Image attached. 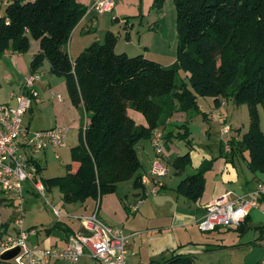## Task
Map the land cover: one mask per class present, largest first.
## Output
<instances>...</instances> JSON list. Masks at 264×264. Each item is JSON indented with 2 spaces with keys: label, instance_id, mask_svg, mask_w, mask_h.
<instances>
[{
  "label": "trees",
  "instance_id": "16d2710c",
  "mask_svg": "<svg viewBox=\"0 0 264 264\" xmlns=\"http://www.w3.org/2000/svg\"><path fill=\"white\" fill-rule=\"evenodd\" d=\"M3 1L0 56L8 50L25 53L30 40L38 41L40 51L30 61V74L46 61L49 74L64 80L71 103L82 107L88 119L78 133V145L70 149L66 176L43 180L46 189L59 187L65 204L97 200L130 180L141 167L137 145L175 111L206 119L197 97L212 99L217 109L231 96L237 105H250L243 142L227 141L224 158L245 150L248 170L264 173V133L256 115V105L264 114V0H172L177 46L175 63L168 67L143 55L116 54L117 36L110 31L71 59L66 47L86 12L78 0ZM162 2L154 0L152 7L158 9ZM179 71L186 74L189 87L177 78ZM128 109L140 113L147 126L137 125ZM179 128L184 132L176 138L190 147L187 125ZM171 135H164V142ZM190 161L185 153L172 168L185 173ZM204 185L203 170L187 173L176 193L195 203ZM248 220L237 231L248 229ZM258 229L264 234V227ZM165 263L194 262L190 256L172 254Z\"/></svg>",
  "mask_w": 264,
  "mask_h": 264
},
{
  "label": "crops",
  "instance_id": "0c3cea01",
  "mask_svg": "<svg viewBox=\"0 0 264 264\" xmlns=\"http://www.w3.org/2000/svg\"><path fill=\"white\" fill-rule=\"evenodd\" d=\"M94 1L78 0V3L86 8V12L74 28L66 47L71 59L92 42H101L104 34L110 31L117 36L114 49L116 54L124 53L129 57L143 55L165 67L175 63L177 34L175 7L172 0H163L158 9L152 7L154 0H114V8L102 14L90 9ZM39 51V42L30 40L27 52L19 54L8 50L0 56L4 58V65L0 64V99H2L0 103L15 107L16 103L13 104L15 100L10 98V93L18 91L23 81L30 75V61ZM48 69L49 65L45 61L36 72L38 78L34 89L38 100L34 99L32 102L26 124L32 130L64 127L67 133L69 130L77 132L78 139L80 129L88 122L87 116L82 107H75L71 103L64 80L50 75ZM57 95L60 96V100L57 99ZM198 101L196 98V103ZM175 104L177 105L176 102ZM209 106L210 104L207 106L208 109ZM200 109L203 110L202 107ZM222 110L223 101L218 109L213 106L208 113H205L206 120L209 121V129L204 125L199 129L204 139L205 134L207 135L205 143L194 141V131L188 124L197 116L191 111L187 113L175 111L157 128L163 136L172 133L162 146L160 160L165 168L163 175L151 174L155 152L150 139L142 140L136 147L141 167L130 180L119 183L114 193L103 195L97 200L88 199L84 203L68 204L65 210L73 216L72 219L66 222L60 220L61 216L60 221H56L59 224L36 227L35 231L31 232L33 235L29 236L30 245L64 246L70 236L82 232L79 217L89 216L96 209L97 216L103 223L127 236V264H166L165 261L172 254L192 258L200 255L207 257L224 249L228 245L225 241L226 231L230 228H218L209 233H202L197 229L196 225L204 217L206 207L228 192L233 195L252 194L256 185L264 182L256 180L255 175L247 167L244 171H240L234 159L236 154H232L229 159L224 158L223 144L230 138L223 142L222 138L226 134L222 133V129L229 125L221 114ZM127 114L137 125L147 126L140 113L128 109ZM182 125H187L188 138L193 149L186 152L190 155V167L185 173L178 174L172 165L178 156L185 154L187 147L186 144H182L183 140L176 138L184 132L179 128ZM231 130L229 128L227 136L231 135ZM213 136H219L221 141L219 140L218 144L214 143ZM63 148L65 146L55 150L47 149L34 156L41 169V175L47 161V151L58 159L60 157L57 150ZM199 169L205 173L204 192L201 198L193 203L177 194L176 187L187 173ZM154 188L157 192L150 194ZM138 200L142 202L138 209L132 212L130 208ZM259 202L264 207V199ZM250 213L248 228L252 218ZM74 216H78L77 219ZM0 225L4 229V234L11 236L7 232V227H4V224ZM39 232H42L43 239L39 237ZM60 263L62 262L53 264ZM77 264L98 263L83 257Z\"/></svg>",
  "mask_w": 264,
  "mask_h": 264
},
{
  "label": "built area",
  "instance_id": "2783aa9c",
  "mask_svg": "<svg viewBox=\"0 0 264 264\" xmlns=\"http://www.w3.org/2000/svg\"><path fill=\"white\" fill-rule=\"evenodd\" d=\"M114 6V0H95L90 9L102 14L110 12ZM37 78L36 74H30L18 91L10 93V98L15 100V107L0 103V192L7 200L16 203L14 220L17 225L14 237L5 235L4 229L0 228V256L8 250L18 248V253L11 259L13 264H77L83 257L98 264H127V236L103 223L98 218L96 209L89 216L79 217L82 232L70 236L64 246L42 247L29 243V234L24 230L22 220L25 184L31 185L39 197L46 198L41 169L34 156L47 149L64 147L68 132L60 126L32 130L24 124V117L37 97L34 89ZM57 99L60 100L59 95ZM222 133H229V127L224 126ZM150 143L155 152L151 174L161 176L165 173L160 160L164 140L157 129L152 132ZM224 149L229 150L227 143L224 144ZM156 192L157 189L154 188L150 194ZM260 197L264 199V183L257 184L252 194L227 193L221 196L206 207L204 217L196 225L197 229L202 233H209L218 228L238 226L251 209L262 208L264 212V207L258 200ZM141 202L142 200H138L132 205L131 211L135 212ZM54 215L61 217L57 211H54ZM256 264H264V257Z\"/></svg>",
  "mask_w": 264,
  "mask_h": 264
},
{
  "label": "rangeland",
  "instance_id": "374dc122",
  "mask_svg": "<svg viewBox=\"0 0 264 264\" xmlns=\"http://www.w3.org/2000/svg\"><path fill=\"white\" fill-rule=\"evenodd\" d=\"M0 4V11H3L5 8V1L0 0ZM2 63L4 65V58L0 57V64ZM177 78L182 79L189 87V80L184 72L179 71ZM197 99L199 100L197 105L199 104V109L200 107L203 108V110L200 109V111L203 113H208L210 107L213 108L214 106L212 103H210V100L212 101L210 98L197 97ZM35 100H38V97H36ZM0 101H2V99H0ZM14 103L15 101H13V104ZM209 104L210 106L208 109L207 106ZM27 114L24 117V124H26L28 121ZM221 114L227 119L226 123H228L230 130L232 129L231 135L227 136L226 134L223 136V142L229 138L235 139L240 143L243 142L244 135L249 129L251 117L250 105H237L234 103L231 96L228 99L223 100V110L221 111ZM194 115L197 117L193 116L195 118L192 120V122L188 123L191 129L194 131V141L198 143H205L207 141V135L203 132V134H205L204 139L200 134L199 129L202 125L209 129V121L203 117L201 119V114L196 115L194 113ZM256 115L259 127L264 133V114L261 105H256ZM204 131H206V129H204ZM219 140L221 141L219 136H213L212 141H214V143L218 144ZM182 144H185V141L182 142ZM76 145H78L77 132L69 130V133H67L66 136L65 148L57 150V154L60 158L55 159L54 154L50 153V151H47V161L41 175L43 180L53 177L66 176L67 164L70 163V149ZM191 149H193L191 145L190 147L187 146L185 153ZM234 159L238 169L240 171H244L245 167H247V151L244 150L239 152ZM240 173L242 174V172ZM253 174L255 175L256 180L264 182V173L259 172ZM25 187L30 192H32L29 193V191H26V189L24 191V216L22 219L24 230L29 234V236L33 235L31 232L35 231L36 227L38 228L41 225L56 223L59 218L54 215V211H57L61 214L62 218H60V220L67 222L68 220L72 219L73 216L70 213H67L65 210L68 204H65L62 201L59 187H51L50 189H46L45 199L39 197L37 193L32 190L31 185L25 184ZM15 207L16 203L7 200V197L0 192V224L4 223V225L7 227V232L11 235V237L15 236L14 234L16 233L17 229V225H15L14 220ZM250 212L252 218L249 221L248 229L241 233L240 231H237L235 227H230V230L226 231L227 236L225 237L226 244L228 245L224 249L216 251L207 257H203L201 255L195 256L193 258L194 264H256L255 262L260 261V259L264 257V234L260 232L258 227H264V212L262 211V208H253ZM68 217L71 218L68 219ZM75 217L77 219L78 216H74V218ZM1 226L2 225H0V228ZM39 237L43 239L42 232H39ZM43 243L47 244L46 242ZM41 245L43 246V244ZM0 264H13V262L12 260L4 262L0 260Z\"/></svg>",
  "mask_w": 264,
  "mask_h": 264
},
{
  "label": "water",
  "instance_id": "95a60500",
  "mask_svg": "<svg viewBox=\"0 0 264 264\" xmlns=\"http://www.w3.org/2000/svg\"><path fill=\"white\" fill-rule=\"evenodd\" d=\"M18 251H19L18 248L8 250V251L4 252L3 254H1L0 260L3 262L4 261H10L18 253Z\"/></svg>",
  "mask_w": 264,
  "mask_h": 264
}]
</instances>
